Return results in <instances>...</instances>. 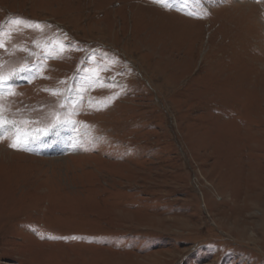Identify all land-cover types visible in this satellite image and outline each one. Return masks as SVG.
Instances as JSON below:
<instances>
[{
    "label": "rangeland",
    "instance_id": "rangeland-1",
    "mask_svg": "<svg viewBox=\"0 0 264 264\" xmlns=\"http://www.w3.org/2000/svg\"><path fill=\"white\" fill-rule=\"evenodd\" d=\"M9 28L0 264H264V0H0Z\"/></svg>",
    "mask_w": 264,
    "mask_h": 264
},
{
    "label": "snow or ice",
    "instance_id": "snow-or-ice-1",
    "mask_svg": "<svg viewBox=\"0 0 264 264\" xmlns=\"http://www.w3.org/2000/svg\"><path fill=\"white\" fill-rule=\"evenodd\" d=\"M12 23L15 25H19L21 23H24V21L21 20L20 18H16ZM34 27L36 29H40L39 24H35ZM11 31H12L11 28L0 29V48H5V37L10 36ZM26 70H27V66L22 67L20 69H14L11 72L5 74L3 72V65L2 63H0V97H2L5 92L13 93V88H12V85L9 83V81L11 79H14L17 75H19L20 73ZM3 111H4L3 105L0 104V129L6 128V126L9 123L7 120L4 119ZM10 147H13V148L21 147V135L20 134H17L16 136L13 137V142L10 144Z\"/></svg>",
    "mask_w": 264,
    "mask_h": 264
},
{
    "label": "bare ground",
    "instance_id": "bare-ground-1",
    "mask_svg": "<svg viewBox=\"0 0 264 264\" xmlns=\"http://www.w3.org/2000/svg\"><path fill=\"white\" fill-rule=\"evenodd\" d=\"M7 153V152H6Z\"/></svg>",
    "mask_w": 264,
    "mask_h": 264
}]
</instances>
